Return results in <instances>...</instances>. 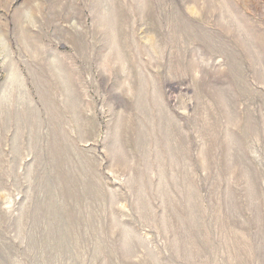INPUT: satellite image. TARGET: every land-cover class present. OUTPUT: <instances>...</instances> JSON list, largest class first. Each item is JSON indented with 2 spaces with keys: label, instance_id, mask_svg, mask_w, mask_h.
I'll return each mask as SVG.
<instances>
[{
  "label": "rangeland",
  "instance_id": "374dc122",
  "mask_svg": "<svg viewBox=\"0 0 264 264\" xmlns=\"http://www.w3.org/2000/svg\"><path fill=\"white\" fill-rule=\"evenodd\" d=\"M0 264H264V0H0Z\"/></svg>",
  "mask_w": 264,
  "mask_h": 264
},
{
  "label": "bare ground",
  "instance_id": "6f19581e",
  "mask_svg": "<svg viewBox=\"0 0 264 264\" xmlns=\"http://www.w3.org/2000/svg\"><path fill=\"white\" fill-rule=\"evenodd\" d=\"M21 13V12H20Z\"/></svg>",
  "mask_w": 264,
  "mask_h": 264
}]
</instances>
